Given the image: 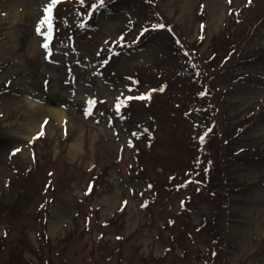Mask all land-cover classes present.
<instances>
[{
  "label": "rangeland",
  "instance_id": "obj_1",
  "mask_svg": "<svg viewBox=\"0 0 264 264\" xmlns=\"http://www.w3.org/2000/svg\"><path fill=\"white\" fill-rule=\"evenodd\" d=\"M51 2L0 0V264H264V0Z\"/></svg>",
  "mask_w": 264,
  "mask_h": 264
},
{
  "label": "snow or ice",
  "instance_id": "obj_2",
  "mask_svg": "<svg viewBox=\"0 0 264 264\" xmlns=\"http://www.w3.org/2000/svg\"><path fill=\"white\" fill-rule=\"evenodd\" d=\"M81 2H83V0H81ZM98 2H99V0H98ZM55 3V0H52V2L51 3H49L46 7H45V9H44V12H45V19L48 21V23H49V26H51V20H50V18H51V8L53 7V4ZM96 5H93V7H95ZM37 31L39 32L40 31V28H39V25L37 26ZM141 31H143V29L141 30ZM50 34L49 33H45V36H49ZM44 47L47 49V47H48V40L47 39H45V41H44ZM140 96H142V97H146V96H148V93L147 92H145V93H141L140 94ZM116 107L117 108H119L120 107V101L119 100H117V102H116ZM40 133H37V135H39ZM13 151H16V149H13Z\"/></svg>",
  "mask_w": 264,
  "mask_h": 264
},
{
  "label": "bare ground",
  "instance_id": "obj_3",
  "mask_svg": "<svg viewBox=\"0 0 264 264\" xmlns=\"http://www.w3.org/2000/svg\"><path fill=\"white\" fill-rule=\"evenodd\" d=\"M26 105L28 106V105H30V106H32V103L31 102H29V101H27L26 100ZM35 106V105H34ZM44 110V111H46V112H50V113H52V114H55L56 116H60V112L58 111V110H53L52 108H50V107H42L41 108V110Z\"/></svg>",
  "mask_w": 264,
  "mask_h": 264
},
{
  "label": "trees",
  "instance_id": "obj_4",
  "mask_svg": "<svg viewBox=\"0 0 264 264\" xmlns=\"http://www.w3.org/2000/svg\"><path fill=\"white\" fill-rule=\"evenodd\" d=\"M208 184V186L210 185L209 183H207ZM93 186V185H92ZM1 214H4L5 213V210H3V212H0Z\"/></svg>",
  "mask_w": 264,
  "mask_h": 264
}]
</instances>
